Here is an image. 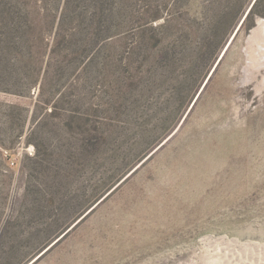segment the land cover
<instances>
[{
	"label": "rangeland",
	"instance_id": "rangeland-1",
	"mask_svg": "<svg viewBox=\"0 0 264 264\" xmlns=\"http://www.w3.org/2000/svg\"><path fill=\"white\" fill-rule=\"evenodd\" d=\"M263 244L264 0H0V264Z\"/></svg>",
	"mask_w": 264,
	"mask_h": 264
},
{
	"label": "bare ground",
	"instance_id": "bare-ground-1",
	"mask_svg": "<svg viewBox=\"0 0 264 264\" xmlns=\"http://www.w3.org/2000/svg\"><path fill=\"white\" fill-rule=\"evenodd\" d=\"M207 236H208V235H207ZM204 237H205V236H204ZM202 238H203V237H202ZM208 238H209V237H208ZM222 239H224V237H223ZM234 239H235V238H234ZM207 240H208V239H207ZM209 240H211V239L209 238ZM228 240H229V239H228ZM232 240H233V239H232ZM204 241H205V240H204ZM214 242H215V241H214ZM221 242H222V241H221ZM221 242L219 241V243H221ZM225 242H226V241H225ZM225 242H224V243H225ZM231 242H232V241H231ZM253 242H254V241H252V243H253ZM216 243H217V242H216ZM233 243H234V242H233ZM233 243H232V244H233ZM236 243L238 244V241H237V240H236ZM242 243H243V242H242ZM242 243H241V244H242ZM246 243H247V242H246ZM226 244H227V243H226ZM228 244H229V243H228ZM212 245H213V244H212ZM216 245H217V244H216ZM220 245H221V244H220ZM249 245L251 246V244H249ZM263 245H264V244H263ZM208 246H209V244H208ZM210 246H211V245H210ZM218 246H219V244H218ZM222 246H223V245H222ZM227 246L229 247V245H227ZM242 246H244V245H242ZM205 247H206V246H205ZM224 247H225V246H224ZM228 247H227V248H228ZM230 247H231V246H230ZM215 248H216V247H215ZM227 248H226V249H227ZM255 248H256V247H255ZM258 248H259V247H258ZM261 248H262V247H261ZM204 249H206V248H204ZM212 249H213V248H212ZM216 249L219 250V248H216ZM226 249H225V250H226ZM239 249H240V248H239ZM245 249H246V248H245ZM214 250H215V249H214ZM247 250H249V249H247ZM200 251H201V250H200ZM207 251H208V250L206 249L205 252H207ZM235 251H236V250H235ZM240 251H241V249H240ZM251 251H252V250H251ZM253 251H255V250H253ZM197 252H198V251H197ZM210 252H211V251H210ZM220 252H221V251H220ZM227 252H228V249H227ZM230 252H231V251H230ZM238 252H239V251H238ZM246 252H247V251H246ZM248 252H249V251H248ZM202 253H203V252H202ZM224 253H225V252H224ZM239 253H240V252H239ZM262 253H264V252H262ZM199 254H200V253H199ZM232 254H234V253H232ZM253 254H254V252H253ZM253 254H252V255H253ZM195 255H196V254H195ZM207 255H208V254H207ZM211 255H212V254H211ZM226 255H227V254H226ZM236 255H237V254H236ZM240 255H241V254H240ZM245 255H246V254H245ZM254 255H255V254H254ZM256 255H257V254H256ZM261 255H262V254H261ZM261 255H260V256H261ZM196 256H197V255H196ZM199 256H200V255H199ZM204 256H205V255H204ZM209 256H210V255H209ZM237 256H238V255H237ZM250 256H251V255H250ZM257 256H258V255H257ZM260 256H259V257H260ZM263 256H264V255H263ZM201 257H203V256L201 255ZM206 257H207V256H206ZM210 257H211V256H210ZM213 257H214V256H213ZM221 257H224V256H221ZM226 257H227V256H226ZM228 257H230V256H228ZM242 257H243V256H242ZM245 257H246V256H245ZM251 257H252V256H251ZM251 257H250V258H251ZM195 258H196V257H195ZM218 258H219V260L222 259V258H220V256H219ZM231 258H233V257L231 256ZM201 259H202V258H201ZM209 259H210V258H209ZM238 259H240V258H238ZM247 259H249V258H247ZM263 259H264V258H263ZM211 260H212V259H211ZM213 260H214V258H213ZM225 260H226V258H225ZM230 260H232V259H230ZM242 260H243V258H242ZM242 260H241V262H242ZM256 260H258V258H257ZM194 261H195V260H194ZM196 261H197V260H196ZM207 261H208V260H207ZM227 261H229V259H228ZM235 261H236V260H235ZM251 261H252V260H251ZM253 261H254V260H253ZM259 261H260V259H259ZM202 262H203V260H202ZM210 262H212V261H210ZM214 262H215V261H214ZM233 262H234V261H233ZM243 262H244V261H243ZM246 262H247V260H246ZM255 262H256V261H255ZM257 262H258V261H257ZM257 262H256V263H257ZM261 262H262V261H261ZM192 263H193V262H192ZM195 263H197V262H195ZM195 263H194V264H195ZM205 263H206V262H205ZM222 263H223V262H222ZM222 263H221V264H222ZM224 263H227V262L225 261ZM234 263H235V262H234ZM251 263H252V262H251ZM198 264H199V263H198ZM203 264H204V263H203ZM238 264H240V263H238ZM241 264H242V263H241ZM244 264H245V263H244ZM253 264H254V263H253Z\"/></svg>",
	"mask_w": 264,
	"mask_h": 264
}]
</instances>
